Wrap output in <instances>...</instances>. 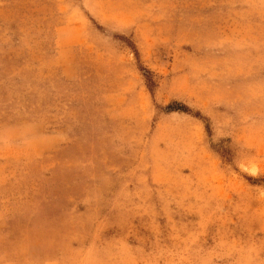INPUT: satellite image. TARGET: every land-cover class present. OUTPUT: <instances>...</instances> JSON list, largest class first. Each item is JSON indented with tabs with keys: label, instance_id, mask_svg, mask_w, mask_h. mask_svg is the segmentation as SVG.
Here are the masks:
<instances>
[{
	"label": "rangeland",
	"instance_id": "rangeland-1",
	"mask_svg": "<svg viewBox=\"0 0 264 264\" xmlns=\"http://www.w3.org/2000/svg\"><path fill=\"white\" fill-rule=\"evenodd\" d=\"M0 264H264V0H0Z\"/></svg>",
	"mask_w": 264,
	"mask_h": 264
},
{
	"label": "trees",
	"instance_id": "trees-1",
	"mask_svg": "<svg viewBox=\"0 0 264 264\" xmlns=\"http://www.w3.org/2000/svg\"><path fill=\"white\" fill-rule=\"evenodd\" d=\"M167 112H173V111H179V112H185V113H190V108L184 104V103H179V102H172L171 104H168L167 107Z\"/></svg>",
	"mask_w": 264,
	"mask_h": 264
}]
</instances>
